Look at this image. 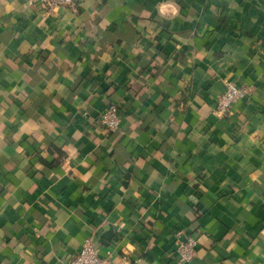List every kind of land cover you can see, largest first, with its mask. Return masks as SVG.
Instances as JSON below:
<instances>
[{"label":"crops","instance_id":"0c3cea01","mask_svg":"<svg viewBox=\"0 0 264 264\" xmlns=\"http://www.w3.org/2000/svg\"><path fill=\"white\" fill-rule=\"evenodd\" d=\"M226 81L250 93L220 115ZM86 237L113 264H264V0H0V264Z\"/></svg>","mask_w":264,"mask_h":264},{"label":"built area","instance_id":"2783aa9c","mask_svg":"<svg viewBox=\"0 0 264 264\" xmlns=\"http://www.w3.org/2000/svg\"><path fill=\"white\" fill-rule=\"evenodd\" d=\"M81 0H26L28 5L38 3L47 11H54L59 7H74ZM224 91L215 103V110L220 115H226L237 100H242L250 93V88L238 86L233 81L224 83ZM96 123L101 124L109 132L116 131L120 124V115L116 105L108 106L96 118ZM197 240L194 235H177L175 237V253L181 263L189 262L196 253ZM65 264H113L108 256L101 255V248L94 243L93 237L83 240L78 254L70 257Z\"/></svg>","mask_w":264,"mask_h":264},{"label":"clouds","instance_id":"9594fccd","mask_svg":"<svg viewBox=\"0 0 264 264\" xmlns=\"http://www.w3.org/2000/svg\"><path fill=\"white\" fill-rule=\"evenodd\" d=\"M175 10V6L173 5V4H171V3H168V4H161L160 6H159V11L161 12V13H168V12H172V11H174Z\"/></svg>","mask_w":264,"mask_h":264},{"label":"water","instance_id":"95a60500","mask_svg":"<svg viewBox=\"0 0 264 264\" xmlns=\"http://www.w3.org/2000/svg\"><path fill=\"white\" fill-rule=\"evenodd\" d=\"M112 231L111 230H109V231H106L103 235H102V237H105V238H107V240H110V238H111V236H112ZM101 243L102 244H104V245H106L104 242H102L101 241Z\"/></svg>","mask_w":264,"mask_h":264}]
</instances>
